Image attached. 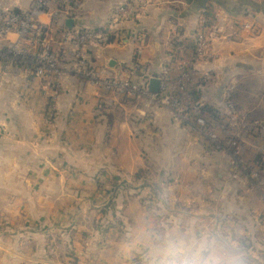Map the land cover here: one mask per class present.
<instances>
[{"label": "crops", "instance_id": "0c3cea01", "mask_svg": "<svg viewBox=\"0 0 264 264\" xmlns=\"http://www.w3.org/2000/svg\"><path fill=\"white\" fill-rule=\"evenodd\" d=\"M29 2L2 0L16 8ZM117 6L146 12L107 46L91 45L98 71L156 77L169 63L177 24L186 37L170 62L177 77L180 67L193 68L196 33L212 37L216 29L214 57L194 64L193 109L222 112L233 83L244 118L264 122V0H77L61 21L103 26ZM28 83L19 69L0 80V264H157L165 238L177 237L206 242L205 255L264 264V130L246 131L244 162L256 188L233 181L227 154L161 108L122 96L119 109L71 77L55 100L46 81ZM139 172L148 176L143 187ZM152 183L161 205L144 203Z\"/></svg>", "mask_w": 264, "mask_h": 264}, {"label": "built area", "instance_id": "2783aa9c", "mask_svg": "<svg viewBox=\"0 0 264 264\" xmlns=\"http://www.w3.org/2000/svg\"><path fill=\"white\" fill-rule=\"evenodd\" d=\"M76 2L30 0L26 8H16L5 6L0 0V80L19 69L26 87H30L28 82L32 78L44 80L53 87L55 100L64 79L71 77L98 89L105 97L104 102L110 99L117 101L119 109L122 102L117 98L122 96L137 99L145 108H161L198 141L227 154L233 181L242 179L245 184L259 188L257 174L250 170L244 158L246 137L249 138L253 132H262L264 122H251L244 118L235 104V85L230 83L224 90V110L211 114L216 118L193 109L198 102L188 86L195 80L194 64L206 63L214 57L211 52L212 37L220 36L218 31L212 29V37H207L204 32L196 33L192 40L193 68L182 66L180 74L172 77L170 62L180 59L186 38L176 24L171 38L169 63L162 64L156 76L160 79L159 91L151 92L148 88L150 77L136 81L130 75L132 70L127 74H103L96 69L90 55L91 45L107 46L111 43L112 35H118L127 23L138 22L145 9L138 15L131 6H117L103 26L68 29L61 19L69 15ZM246 131L250 132L247 136Z\"/></svg>", "mask_w": 264, "mask_h": 264}, {"label": "clouds", "instance_id": "9594fccd", "mask_svg": "<svg viewBox=\"0 0 264 264\" xmlns=\"http://www.w3.org/2000/svg\"><path fill=\"white\" fill-rule=\"evenodd\" d=\"M207 252V244L195 239L165 238L157 264H235L227 253Z\"/></svg>", "mask_w": 264, "mask_h": 264}, {"label": "trees", "instance_id": "16d2710c", "mask_svg": "<svg viewBox=\"0 0 264 264\" xmlns=\"http://www.w3.org/2000/svg\"><path fill=\"white\" fill-rule=\"evenodd\" d=\"M197 101H199V100H197ZM201 112L202 113H208L210 116L215 117V116L211 115L213 113L210 114L208 111H201ZM141 173L142 172L137 173L136 176H135V179L141 181L142 187H143L146 184V182L148 181V176H146V175H142L141 176ZM149 188H150V196L146 197L144 199V203L147 204V205H150V206H152V205H154V206L155 205H161V200H162V197H163L161 188L158 185L154 184V183H152L149 186Z\"/></svg>", "mask_w": 264, "mask_h": 264}, {"label": "water", "instance_id": "95a60500", "mask_svg": "<svg viewBox=\"0 0 264 264\" xmlns=\"http://www.w3.org/2000/svg\"><path fill=\"white\" fill-rule=\"evenodd\" d=\"M64 25L68 29H73L74 27V20L69 18L66 19L64 22ZM159 84H160V79L157 77H152L149 79V85L148 88L151 92H158L159 91Z\"/></svg>", "mask_w": 264, "mask_h": 264}, {"label": "rangeland", "instance_id": "374dc122", "mask_svg": "<svg viewBox=\"0 0 264 264\" xmlns=\"http://www.w3.org/2000/svg\"><path fill=\"white\" fill-rule=\"evenodd\" d=\"M249 121V120H248ZM257 122H259V121H257ZM247 142V141H246Z\"/></svg>", "mask_w": 264, "mask_h": 264}]
</instances>
